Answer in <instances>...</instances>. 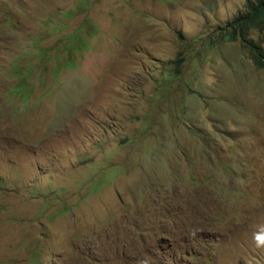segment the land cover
<instances>
[{"label": "rangeland", "instance_id": "obj_1", "mask_svg": "<svg viewBox=\"0 0 264 264\" xmlns=\"http://www.w3.org/2000/svg\"><path fill=\"white\" fill-rule=\"evenodd\" d=\"M253 2L0 0V264H264Z\"/></svg>", "mask_w": 264, "mask_h": 264}, {"label": "trees", "instance_id": "obj_2", "mask_svg": "<svg viewBox=\"0 0 264 264\" xmlns=\"http://www.w3.org/2000/svg\"><path fill=\"white\" fill-rule=\"evenodd\" d=\"M248 12L245 15L238 16L231 25L226 29H231V32L226 34V39H235L239 34L243 38V34L252 29L264 27V0H254L253 3L247 5ZM244 47L249 49L253 61L256 65H264V54L262 49L256 44L257 41L242 40ZM184 60V59H183ZM182 59H179L180 63Z\"/></svg>", "mask_w": 264, "mask_h": 264}]
</instances>
